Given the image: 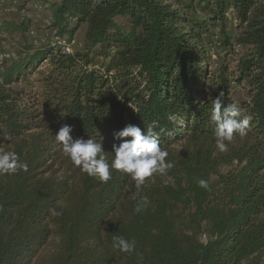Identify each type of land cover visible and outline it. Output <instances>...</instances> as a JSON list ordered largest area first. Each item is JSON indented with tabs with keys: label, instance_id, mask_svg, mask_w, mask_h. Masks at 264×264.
Wrapping results in <instances>:
<instances>
[{
	"label": "trees",
	"instance_id": "1",
	"mask_svg": "<svg viewBox=\"0 0 264 264\" xmlns=\"http://www.w3.org/2000/svg\"><path fill=\"white\" fill-rule=\"evenodd\" d=\"M45 4L56 40L29 43L31 17L0 21L22 40L0 59V150L27 164L0 175V264H264V0ZM79 29L81 46L66 51L60 41L69 48ZM214 29L228 54L239 47L232 69L209 70ZM218 96L249 119L226 152L210 121ZM153 122L174 167L146 178L149 203L138 213L130 175L112 170L100 182L55 139L70 125L111 158L114 132ZM114 236L134 240V251L114 248Z\"/></svg>",
	"mask_w": 264,
	"mask_h": 264
},
{
	"label": "clouds",
	"instance_id": "2",
	"mask_svg": "<svg viewBox=\"0 0 264 264\" xmlns=\"http://www.w3.org/2000/svg\"><path fill=\"white\" fill-rule=\"evenodd\" d=\"M241 113L236 104L223 105L218 96L212 105L210 121L214 124L213 135L216 147L220 152L228 150V144L234 138V133L241 138L247 135L249 119H239ZM174 119V117H170ZM156 122L149 124L146 129L134 124H127L121 130L113 133L114 140L120 142L112 144V153L109 158L104 150L103 143L92 138H73V128L63 125L55 134V139L62 145L63 154L73 166L82 173L93 177L100 182L107 183L112 178V170L121 171L130 175L137 190V204L135 212H140L149 203L146 196L140 195L146 178L159 174L167 176L174 167L171 161H166L169 153L159 143L158 134L154 132ZM130 139H126L129 138ZM18 170L27 171V164L19 160L15 151L0 150V175L14 174ZM168 181L166 180L165 183ZM198 185L207 189L206 180H198ZM54 216L61 215L55 209L51 210ZM113 247L121 252L131 253L135 249V241H129L121 236L113 237Z\"/></svg>",
	"mask_w": 264,
	"mask_h": 264
},
{
	"label": "rangeland",
	"instance_id": "3",
	"mask_svg": "<svg viewBox=\"0 0 264 264\" xmlns=\"http://www.w3.org/2000/svg\"><path fill=\"white\" fill-rule=\"evenodd\" d=\"M47 0H0V21L2 20H14L19 21L24 16L32 18V25L26 32V38L29 43L35 46L44 44L47 41L56 40L55 30L52 29L50 24V14L48 12V7L46 3ZM229 25L228 33L233 34V29L235 27V19L232 13L229 14ZM212 34L208 39H210L209 53L211 55L209 70L216 71L222 62H225L232 69L236 64L235 53L239 51V47L235 48V52L227 53L226 49H222L218 45L217 38H219L218 29L210 31ZM206 36V35H204ZM207 38V37H206ZM83 30L79 29L73 37V40L68 44L69 50L78 49L82 44ZM22 42L20 36L17 34L15 38L11 39L7 37L4 32H0V59L3 57L11 58L15 52V41ZM61 42V41H60ZM62 44V42H61ZM66 45V44H65ZM105 63L107 62L104 61ZM102 60H98V64L94 68H102ZM237 95L239 92L236 91ZM234 166H223L220 169L221 173L227 172L230 168ZM215 178V177H213ZM202 240L205 238L202 237Z\"/></svg>",
	"mask_w": 264,
	"mask_h": 264
},
{
	"label": "built area",
	"instance_id": "4",
	"mask_svg": "<svg viewBox=\"0 0 264 264\" xmlns=\"http://www.w3.org/2000/svg\"><path fill=\"white\" fill-rule=\"evenodd\" d=\"M60 43H61V42H60ZM62 45L64 46V49H65L66 51L69 50V48L64 44V42H62Z\"/></svg>",
	"mask_w": 264,
	"mask_h": 264
}]
</instances>
